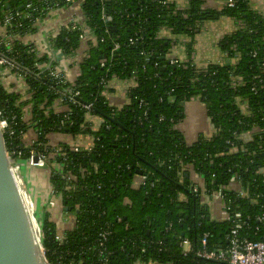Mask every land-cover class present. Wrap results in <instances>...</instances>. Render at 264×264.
Listing matches in <instances>:
<instances>
[{"label":"trees","instance_id":"16d2710c","mask_svg":"<svg viewBox=\"0 0 264 264\" xmlns=\"http://www.w3.org/2000/svg\"><path fill=\"white\" fill-rule=\"evenodd\" d=\"M28 1L1 0L0 17L7 9L20 10ZM56 1L64 7V0ZM221 1L226 5L217 11L205 9L202 0H189L184 9L168 0H80L82 22H76L74 30L62 28L51 45L68 55L79 48L84 36L92 37L87 56L78 65V76L64 86L76 87L79 102L91 103L92 109L84 112L69 106L71 125L60 130L62 113L44 114L59 96V86L47 78V71L39 75L34 66L36 62L49 64L47 56L36 59L19 39L11 44L10 53L0 47L28 71L26 99L0 83V119L8 122L3 139L9 154L21 151L26 158L30 149L44 150L36 143L48 144L51 133L92 137L90 151L74 153L62 145L64 171L77 178L70 187L51 172V187L60 195L61 210L72 215L73 224L61 233L43 214L41 245L48 264H223L195 255L203 234H208V251L225 248L230 221L209 218L200 197L189 191V179H185L189 169L208 192L228 184L232 174H237L240 185L248 188V198L227 191L223 202L229 214L239 212L248 218L241 236L252 241L264 236V226L256 220L264 217V175L258 173L264 168V19L248 0ZM220 16L237 23V29L219 42L225 57L221 63L204 69L170 64L167 55L172 40L157 37L161 28L176 38L191 40L200 31L197 25L202 27ZM33 32L30 23L18 34ZM113 79L134 82L127 95L129 103L121 108L111 106L104 95V83ZM234 79L241 82L236 88L231 86ZM192 98L204 105L216 132L188 145L176 126L183 119V105ZM243 103L246 113L240 110ZM92 116L102 121L97 129L88 121ZM254 128L258 132L249 142H242L240 136ZM29 132L37 135L36 142L24 146V135ZM228 141L238 147L237 153H230ZM136 178L140 182L135 183ZM103 230L110 233L105 263L98 256L97 244ZM60 234L62 246L56 241ZM184 239L192 245L185 255L179 246Z\"/></svg>","mask_w":264,"mask_h":264},{"label":"built area","instance_id":"2783aa9c","mask_svg":"<svg viewBox=\"0 0 264 264\" xmlns=\"http://www.w3.org/2000/svg\"><path fill=\"white\" fill-rule=\"evenodd\" d=\"M74 3L80 4V0H64L63 2L64 6L71 5ZM227 4L230 6L231 5L230 1L227 2ZM224 5L226 4L224 3ZM58 8H60V6L56 0H29L24 5H21L20 10L10 11V12L8 11V9L5 10L4 15L0 17V47H4L7 53H10L11 44L18 39L20 40L21 43L22 36L26 34L25 33L20 36L18 34L19 30L23 29L25 24L32 23V25L34 26V24L39 19L47 15L49 12ZM1 9H4V5H1ZM34 13H36L35 17H33ZM103 18H105L106 20L108 19V17H103ZM67 27H70L72 30H74L77 29L78 26L75 21H69V23L65 26V28ZM196 28L201 30V26L199 25H197ZM15 33H17L18 36L14 35ZM57 34L51 33L49 39L46 40V47L49 50L48 55L46 56L49 61L50 59H52V61L56 62L58 57L64 55L59 50L52 48L51 45L52 40L56 37ZM118 47H119L118 45H115V49H118ZM28 51L35 56V53L33 51H31L30 49ZM74 53L75 51L65 56L71 57ZM36 59H39V57H36ZM169 60H170V64H176L180 62L181 64L184 65L190 64L191 66H194L192 62V58L190 57L186 61H178L173 58H170ZM51 64L52 62H50L49 64L46 63L41 64L36 62L34 66L36 67V70H39L41 72L39 75H41L44 71H47V75H46L47 78L50 81L51 80L54 81L59 86V90L57 91L59 96L53 101L50 108L44 110V114H47L49 111L62 113L63 118L60 120L58 127V129L60 130L64 126L67 128L68 126L71 125V122L69 121V116H71L72 112L70 111V108H68L69 106L79 108L81 111L84 112H90L92 109V104L91 103L81 104L79 102V92L77 88L74 86L64 87L65 84L69 82L71 83V81H69V77L61 70L51 66ZM261 66L263 73L264 64H261ZM204 68L205 67L199 69H204ZM6 73L13 77H17L21 81H24L25 78L28 76L27 70H25L24 68L21 67V65L16 63L13 58H10L7 54H3V52L0 51V83H1V79L4 78ZM258 78H259L258 76L255 77V79ZM240 84L241 82L239 80L234 79L231 83V86L233 88H236ZM107 85L104 83L105 91L107 90L106 89ZM41 89L42 86H39L38 90ZM26 114L29 115V113ZM0 117H1V113H0ZM14 120H15V116H12L11 122H13ZM0 128L3 134L9 128L8 122L5 119L4 120L0 119ZM23 134L24 133H22L21 136H23ZM27 134L24 135V139H23L24 143L22 144L24 146L32 145L36 142V140L33 139L34 136L35 137L37 136L35 133H32V138L29 141H26ZM51 135H53V133H51ZM82 136L83 135L81 134H77L73 139L76 141L80 139ZM36 144L37 147H42L44 150H40L37 148L30 149L28 151V155L26 158H22L21 151L15 150L10 154L7 152L12 161V170L19 185H20L19 178L24 169L48 168L49 179L52 175L51 172H53L55 175L64 178L67 182V187H70V185L73 182H75L77 178L76 175L72 174L71 172L64 171L63 161H65V156L63 153H61L62 145L68 146L69 150L74 153L81 151L82 148L70 143H62V142H58L55 145H52L49 144V138H48V144L42 145L40 142ZM227 144L230 145L231 147L230 153L235 154L238 152L239 150L238 147L235 146L231 141H228ZM46 147H50L51 150L49 153L46 152L47 151ZM84 150L90 151L91 145L84 148ZM223 156L224 154H218L217 157H223ZM58 158H61V161H58ZM228 171L230 172L231 170ZM80 173L81 175H83L84 170H81ZM258 173L264 175V168H260L258 170ZM238 178H239L238 175L233 173L228 184L220 186L218 187V189L208 192L203 190L202 180L196 173L193 176L188 177L189 179L188 188L191 194L194 196H199L200 201H202L201 199L205 197L208 198L210 197L216 201H219L222 207V211L226 218L225 220L230 221V229L225 238L227 242L225 248H216L214 250L208 251L207 249L208 234H203L198 241L199 247L195 252V255L196 257L200 259H204L206 261H213L223 264H264V236H262L261 240L259 241H252L247 237V235L241 236L240 231L243 230L245 227L247 228L248 218H246L245 220L239 212H234L232 214H229L228 208L223 202L224 193L227 191L233 192L239 198H248V190H247L248 188H245L242 185H240V180ZM26 198L28 199L30 207L32 208V205L30 203V198L27 196ZM180 199L182 202H187V199L185 197L180 196ZM60 201H61L60 195L54 192L53 188L51 187L49 194L45 198L46 209L55 208L57 206L61 207ZM63 214L66 217L68 216L73 219L72 215H68L65 212H63ZM256 220L258 224L264 226L263 215L257 216ZM255 231H259V228L256 227ZM109 235L110 233L108 231L103 230L100 231L97 236L98 256L101 257L102 263L107 262V256L109 255V253L106 252V248H105V242ZM56 241H58L60 246L63 245L64 242L61 234L56 237ZM179 246L181 247L182 253L184 255L192 251L191 242L187 239L182 240L179 243Z\"/></svg>","mask_w":264,"mask_h":264},{"label":"crops","instance_id":"0c3cea01","mask_svg":"<svg viewBox=\"0 0 264 264\" xmlns=\"http://www.w3.org/2000/svg\"><path fill=\"white\" fill-rule=\"evenodd\" d=\"M177 6L178 9H184L187 6L189 0H168ZM203 7L210 10H221L224 2L221 0H202ZM251 9L259 14L264 19V0H248ZM82 13L80 10V4L74 3L67 5L49 12L47 15L39 19L34 24V32L27 33L22 36L21 43L33 51L36 57H43L48 55V48L46 47V40L49 39L51 33L57 34L64 28L69 21H75L77 23L82 22ZM237 29V23L227 17H215L212 20L206 21L201 30L196 33L193 39L189 40L187 37H174L170 34L167 28H161L157 37L161 39L172 40V44L167 57L176 59L178 61H186L189 57L192 58V62L196 68L206 67L211 64H218L224 60V53L219 47V42L225 35L233 33ZM93 41L92 37L84 36L81 40L79 48L71 57L62 55L57 58L56 62L50 59L52 66L64 72L69 81H74L78 75V65L87 56V50L89 44ZM187 45L190 46V56L188 55ZM1 85L10 92L18 94L23 99H26L28 89L24 81H21L17 77H13L6 73L4 78L1 79ZM134 86L132 80H118L113 79L108 82L107 90L104 95L108 103L117 108H121L129 103L128 92L130 88ZM240 110L243 113L247 112L245 104L240 105ZM183 119L177 124L176 129L182 134L184 141L191 145L195 143L199 137L210 138L215 135V129L210 122L207 115V111L204 105L198 99H192L183 105ZM91 127L97 129L102 121L96 117H89L88 119ZM258 132V128L252 129L251 132H246L240 136L242 142H249L252 135ZM32 138V133L26 135V141ZM58 142L70 143L84 149L92 144V137L82 136L78 140H74L69 135L53 134L49 136V144L55 145ZM37 170L44 171L45 183L42 181L40 184H35L33 180L37 181V176L32 177L30 173H36ZM195 172L189 169L188 177L193 176ZM187 177V178H188ZM32 181L34 190L31 191L26 184V181ZM141 179H137L135 183L140 182ZM20 186L23 193L30 198V203L34 211L35 216L41 219L43 214L47 213L49 219L53 221L58 230L63 233L68 230L72 224L73 219L61 214L60 208L46 209L45 198L49 194L51 189L49 183V170L44 169H24L19 178ZM44 194L45 198L40 196ZM37 196V197H36ZM36 197V198H35ZM200 204L208 211L209 218L215 221H224L225 215L222 211L221 204L215 203L213 198L205 197L201 199ZM44 204V205H43ZM39 207L43 210V214H38ZM139 264V263H136ZM157 264V263H150Z\"/></svg>","mask_w":264,"mask_h":264},{"label":"water","instance_id":"95a60500","mask_svg":"<svg viewBox=\"0 0 264 264\" xmlns=\"http://www.w3.org/2000/svg\"><path fill=\"white\" fill-rule=\"evenodd\" d=\"M38 231L36 216L13 173L0 128V264H48Z\"/></svg>","mask_w":264,"mask_h":264},{"label":"rangeland","instance_id":"374dc122","mask_svg":"<svg viewBox=\"0 0 264 264\" xmlns=\"http://www.w3.org/2000/svg\"><path fill=\"white\" fill-rule=\"evenodd\" d=\"M8 90H10V87H9ZM23 173H24V170H23ZM30 174H32V177L37 176V181H36V180H33V182H34L35 184H40L42 181L45 183V179H44V171L37 170L35 174H34V173H30ZM26 184H27V187H28L31 191L34 190V186H33V184H32V181H30V180L27 179ZM37 196H40L42 199L45 198V195H44V194L37 195ZM37 196H36V197H37ZM36 197H35V198H36ZM214 202L217 203L218 205H219V203H220L219 201H214ZM43 205H44V204H43ZM45 207H46V206H45ZM59 208H60V207H59ZM42 212H43V210L39 207V209L37 210V213H38V214H41ZM60 212H61V214H63L64 211L60 209ZM33 213H34V211H33ZM42 214H43V213H42ZM41 222H42V219H38V218L36 217V223H37V226H38V229H39V231H38V235H39L40 240H41V231H40V228H41Z\"/></svg>","mask_w":264,"mask_h":264}]
</instances>
